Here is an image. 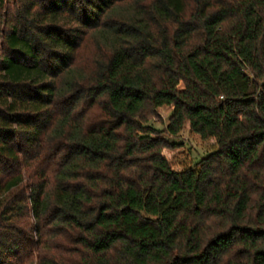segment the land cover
<instances>
[{
  "label": "trees",
  "instance_id": "1",
  "mask_svg": "<svg viewBox=\"0 0 264 264\" xmlns=\"http://www.w3.org/2000/svg\"><path fill=\"white\" fill-rule=\"evenodd\" d=\"M0 264H264V0H0Z\"/></svg>",
  "mask_w": 264,
  "mask_h": 264
},
{
  "label": "rangeland",
  "instance_id": "2",
  "mask_svg": "<svg viewBox=\"0 0 264 264\" xmlns=\"http://www.w3.org/2000/svg\"><path fill=\"white\" fill-rule=\"evenodd\" d=\"M94 55L95 50L91 44L88 45L81 54L82 59L85 60L92 59ZM172 109L173 108L170 106L157 109V115L154 118L157 127L165 128ZM182 141H184V145L166 150L167 156L171 159L175 168L178 170L192 164L196 149L199 152H205L206 150L211 149L216 142L215 139L203 141L198 135L191 134L189 132V125H187V130L182 135ZM192 143H194L195 146H193Z\"/></svg>",
  "mask_w": 264,
  "mask_h": 264
}]
</instances>
